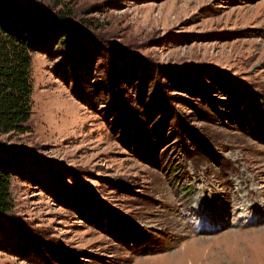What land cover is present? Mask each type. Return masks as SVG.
I'll return each instance as SVG.
<instances>
[{
  "label": "rangeland",
  "instance_id": "obj_1",
  "mask_svg": "<svg viewBox=\"0 0 264 264\" xmlns=\"http://www.w3.org/2000/svg\"><path fill=\"white\" fill-rule=\"evenodd\" d=\"M32 131L0 134V264H264V0H21Z\"/></svg>",
  "mask_w": 264,
  "mask_h": 264
},
{
  "label": "trees",
  "instance_id": "obj_2",
  "mask_svg": "<svg viewBox=\"0 0 264 264\" xmlns=\"http://www.w3.org/2000/svg\"><path fill=\"white\" fill-rule=\"evenodd\" d=\"M70 41L69 31L42 9L21 0H0V134L32 131L33 55ZM9 148L12 150L0 144V219L12 209L13 202Z\"/></svg>",
  "mask_w": 264,
  "mask_h": 264
},
{
  "label": "bare ground",
  "instance_id": "obj_3",
  "mask_svg": "<svg viewBox=\"0 0 264 264\" xmlns=\"http://www.w3.org/2000/svg\"><path fill=\"white\" fill-rule=\"evenodd\" d=\"M179 264H185V258H183Z\"/></svg>",
  "mask_w": 264,
  "mask_h": 264
}]
</instances>
